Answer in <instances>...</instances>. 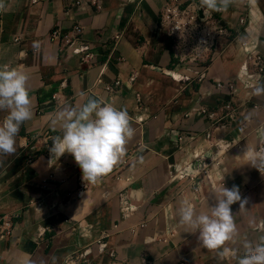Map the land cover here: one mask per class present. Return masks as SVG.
Wrapping results in <instances>:
<instances>
[{"label": "crops", "instance_id": "crops-1", "mask_svg": "<svg viewBox=\"0 0 264 264\" xmlns=\"http://www.w3.org/2000/svg\"><path fill=\"white\" fill-rule=\"evenodd\" d=\"M96 1L99 8L93 0H0V66L28 74L33 111L16 152L0 154V223L8 216L14 228L0 238V264H237L244 242L264 236V174L244 156L264 141V95L253 94L264 76L257 81L245 71L250 52L264 58V0L217 15L231 36L220 38L214 60L200 67L175 58L160 27L167 0ZM77 24L83 33L72 46L51 39L54 29L73 36ZM116 81L114 92L106 90ZM217 81L236 83L237 115L207 140L210 121L198 110L223 114L229 100ZM89 97L126 109L134 136L122 162L87 186L74 156L53 159L49 149L62 134L51 127L58 111ZM6 115L0 111V122ZM226 144L235 146L217 155ZM209 163L210 177L189 182ZM223 185L238 186L248 203L232 205L238 235L221 260L179 223L178 209L187 200L207 211Z\"/></svg>", "mask_w": 264, "mask_h": 264}, {"label": "clouds", "instance_id": "clouds-1", "mask_svg": "<svg viewBox=\"0 0 264 264\" xmlns=\"http://www.w3.org/2000/svg\"><path fill=\"white\" fill-rule=\"evenodd\" d=\"M246 2L256 4V0ZM243 3L245 0H199L205 15ZM33 47L38 49L39 45ZM28 80L26 72L8 65L0 66V111L7 113L0 122V154L16 152V137L21 126L33 117ZM253 94L264 95V84L256 86ZM51 127L62 133L54 137L49 149L53 159L59 160L65 153L74 156L87 186L98 184L122 162L126 145L134 136L132 118L126 109L93 97L83 104L63 106L51 121ZM244 156L248 164L264 174V153L247 146ZM215 194L216 202L207 211H197L187 200L182 201L178 209L179 223L191 233H198L202 246L217 252L223 260L232 254L226 244L238 235L232 205L239 202L242 210L248 201L235 185L230 189L223 185ZM243 248L244 254L237 264H264V236L255 242L245 241Z\"/></svg>", "mask_w": 264, "mask_h": 264}, {"label": "built area", "instance_id": "built-area-1", "mask_svg": "<svg viewBox=\"0 0 264 264\" xmlns=\"http://www.w3.org/2000/svg\"><path fill=\"white\" fill-rule=\"evenodd\" d=\"M38 0H33L37 2ZM99 8L96 0L92 2ZM221 12H209L205 15L204 11L200 8L199 2L196 0H167L161 11L160 27L165 30L166 34L170 37L172 48L175 54V58L179 65H186L187 67H200L207 66L214 60L216 54L217 42L220 38L231 36V32L228 27L220 24L217 15ZM245 18L240 19L241 24H245ZM71 33L62 34L59 29L51 31V39L53 41L60 42L64 46H72L74 41L79 39L83 33V28L77 24L73 27ZM91 55L85 53L82 60L86 61L91 59ZM87 62V61H86ZM245 71L252 78L257 76V81H260L264 76V58L262 54L257 50L250 52L247 55V63ZM199 76V73H196ZM202 77V74H200ZM199 76V77H200ZM200 77V79H201ZM189 80V77H187ZM121 82L116 81L113 84L106 86V90L114 92L116 87L120 86ZM215 88L219 92L227 93L229 100L223 105V114H218L217 111L210 110L207 107H201L198 112L208 117L210 121V130L205 134L207 140L214 138V128L221 126H227L228 123L233 121L237 115V109L231 102L236 92V83L229 81H217L214 84ZM58 99V96H55ZM138 103L141 98L138 96ZM188 117V115H187ZM219 124V125H218ZM246 130L245 126L241 128L242 133ZM184 136L179 137V141H184ZM234 144H226L219 149L217 155H223L225 150H230ZM217 147V146H216ZM222 150V151H220ZM257 153H264V141L256 149ZM223 156H219L215 160L212 159V163L215 166L222 165ZM197 172L195 176L190 175L188 177L189 182H194L198 174H203L206 178L210 177V165ZM185 178V175L182 176ZM194 192L201 193L199 186L193 188ZM125 210H128L126 208ZM118 227V226H115ZM12 220L8 216H4L0 223V238L11 237L13 235ZM188 264V263H182Z\"/></svg>", "mask_w": 264, "mask_h": 264}]
</instances>
